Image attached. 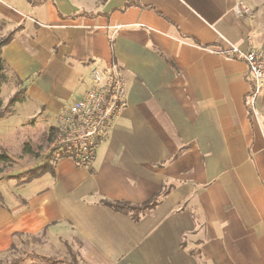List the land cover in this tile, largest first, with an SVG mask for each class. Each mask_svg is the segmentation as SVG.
<instances>
[{"label":"crops","instance_id":"obj_1","mask_svg":"<svg viewBox=\"0 0 264 264\" xmlns=\"http://www.w3.org/2000/svg\"><path fill=\"white\" fill-rule=\"evenodd\" d=\"M0 21L14 30L1 51L18 102L42 132L93 87V68L116 67L127 103L86 166L7 151L0 254L51 264L62 245L79 264H264V91L249 108L244 62L217 53L264 51V0H0ZM152 198L136 220L100 203Z\"/></svg>","mask_w":264,"mask_h":264},{"label":"built area","instance_id":"obj_2","mask_svg":"<svg viewBox=\"0 0 264 264\" xmlns=\"http://www.w3.org/2000/svg\"><path fill=\"white\" fill-rule=\"evenodd\" d=\"M233 12L236 15L251 13L243 2L236 3ZM217 53L244 62L251 84L247 106L253 109L256 98L264 91V51L255 48L241 51L231 44ZM89 76L93 87L63 113L60 127L50 143V151L66 155L83 166L93 158L110 122L127 105L124 84L116 67L93 68Z\"/></svg>","mask_w":264,"mask_h":264},{"label":"rangeland","instance_id":"obj_3","mask_svg":"<svg viewBox=\"0 0 264 264\" xmlns=\"http://www.w3.org/2000/svg\"><path fill=\"white\" fill-rule=\"evenodd\" d=\"M10 31L11 29H8L7 26H5V24L0 21V39L4 38ZM6 76V82L0 83V146L4 150L6 149V153L7 151L9 152V155L13 159H20L18 154H20L21 152L23 154V151L21 149H18L17 141L20 140L23 136L27 135L30 140L29 144H32V150L34 154L36 155V157H40V155L42 156L46 151H50L52 135H49L48 131L45 129V131L42 132L43 127L35 126V121H37V118L33 117L32 114L34 113V111L33 108L30 107L29 103L17 101L12 105H8V99L16 92V90H18V87H16L14 75L10 71H6ZM24 111H29L30 117L21 116L22 121H25L27 124L26 128H28L24 133H21L18 131L22 126L20 115L22 113H25ZM15 136L18 137L14 139ZM11 139L13 140L11 141ZM6 145H10L9 149H7ZM13 159H11L12 162L10 165H0V181H5L8 178L7 172L12 167H14ZM29 171L30 170L22 172L20 176L27 177L29 175ZM30 255L31 254H26L24 256L22 253L16 252L13 254H0V261L9 263L13 260H20V262H22L26 259L28 260ZM60 257L62 259H60ZM48 262H50L51 264H79L78 260L76 259V255H74V253L73 255H71L62 245L60 246V252L58 256L50 258Z\"/></svg>","mask_w":264,"mask_h":264},{"label":"trees","instance_id":"obj_4","mask_svg":"<svg viewBox=\"0 0 264 264\" xmlns=\"http://www.w3.org/2000/svg\"><path fill=\"white\" fill-rule=\"evenodd\" d=\"M14 35V30H11L4 38L0 39V83L2 82H6L7 80V76H6V71H9L5 60L2 57V47L7 45L13 38ZM14 75L15 78V84L16 86H18L21 82L20 80ZM24 89L20 88L18 91H16L9 99H8V105H12L13 103L19 101L22 99L23 95H24ZM22 151L24 154H27L33 158H36V155L34 154L33 150H32V145L25 143L22 146ZM53 152V151H52ZM11 158L8 156V154L6 153V151L0 146V165H10L11 164ZM38 171V168L32 169L28 172V176L26 178V180L31 179L32 177L36 176ZM21 176L20 175H15L12 176L11 179H20ZM100 203L111 208L113 211L116 212H120L123 214H131L133 215V219L136 220L139 216L140 213L144 212L145 210L148 209H152L155 204L157 203L156 198H152L151 200H149L148 202L139 205V206H133V205H129L126 204L124 202H109L106 200H100ZM44 261H48V260H44ZM20 260H13L9 263L6 262H1L0 264H19Z\"/></svg>","mask_w":264,"mask_h":264}]
</instances>
